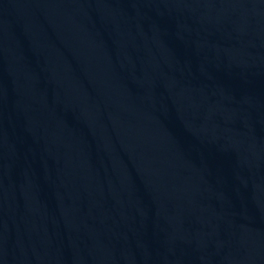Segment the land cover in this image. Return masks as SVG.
Segmentation results:
<instances>
[{"label": "water", "instance_id": "water-1", "mask_svg": "<svg viewBox=\"0 0 264 264\" xmlns=\"http://www.w3.org/2000/svg\"><path fill=\"white\" fill-rule=\"evenodd\" d=\"M0 264H264V0H0Z\"/></svg>", "mask_w": 264, "mask_h": 264}]
</instances>
